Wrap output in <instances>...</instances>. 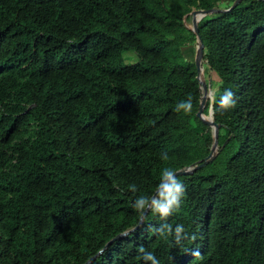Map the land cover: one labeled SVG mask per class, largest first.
Instances as JSON below:
<instances>
[{"label":"trees","instance_id":"trees-1","mask_svg":"<svg viewBox=\"0 0 264 264\" xmlns=\"http://www.w3.org/2000/svg\"><path fill=\"white\" fill-rule=\"evenodd\" d=\"M222 1L0 0V264H83L137 225L131 201L162 168L208 155L213 130L195 116L202 89L183 49L196 42L189 13L234 0ZM197 28L203 114L211 104L219 129L213 160L177 176L185 195L167 223L189 238L154 233L161 220L147 211L89 264H146L140 246L159 264H264V0ZM126 50L138 60L125 63ZM225 87L236 104L220 110ZM185 98L191 110L174 111Z\"/></svg>","mask_w":264,"mask_h":264},{"label":"clouds","instance_id":"clouds-1","mask_svg":"<svg viewBox=\"0 0 264 264\" xmlns=\"http://www.w3.org/2000/svg\"><path fill=\"white\" fill-rule=\"evenodd\" d=\"M213 102L219 106L220 110H227L235 106L236 99L232 89L225 87L218 98L214 97ZM191 98L178 100L174 106V111L187 113L191 110ZM167 152H161L160 158L166 160ZM128 190L135 194L137 186L135 183L127 185ZM185 195V185L177 178L171 168L164 167L160 170L158 182L151 195H135L131 201L132 209L136 210L140 217H143L146 211H150L153 215L158 216L161 223L152 229L154 233L159 234L164 239L172 238V242L181 246L185 239L189 238L183 224H175V226L167 223V218L176 213L182 205ZM194 238V237H191ZM139 258L146 264H159V260L151 251H146L143 246L137 249ZM103 249L100 250L102 254Z\"/></svg>","mask_w":264,"mask_h":264},{"label":"water","instance_id":"water-1","mask_svg":"<svg viewBox=\"0 0 264 264\" xmlns=\"http://www.w3.org/2000/svg\"><path fill=\"white\" fill-rule=\"evenodd\" d=\"M242 0H234L232 2V4L227 7V8H221V9H217V8H212V9H200V10H192L189 14L191 16L190 21H191V30L195 33V37H196V46H195V51H194V64H195V68H196V72H197V78L200 77V73L202 70L201 67V59H202V54H203V42L201 40V37L198 33V28H197V23L198 21L204 17L207 14H211L214 12H227L232 10L234 7H236ZM187 15V14H186ZM184 15V17L186 16ZM200 85H201V89H202V95H201V99H200V103H199V107L198 110L196 112V117L199 118L204 124L212 127L213 130V136H214V140L213 143L210 147V151L208 153V155L200 162H198L197 164H195L192 168L191 167H186L184 169L181 170H177L174 171V173L176 174V176L179 175H183V174H189L191 173L193 170L204 167L205 165H207L209 162H211L215 156L217 147H218V141H217V137H218V129H219V124L215 123L212 117V106L210 104L209 108H208V114L204 115L203 114V108L205 105V101L207 98H209L212 101V95L211 92L210 96H208V85L205 81L200 80ZM147 211L144 213L143 217L139 218V221L137 223V225L129 230L123 231L117 235H115L114 237H112L110 240H108L104 246L101 248L103 250H105L110 244H112L114 241H116L117 239L129 234L130 232H132L134 229H136L141 222L143 221L145 215H146ZM100 249V250H101ZM100 250L97 251L94 255H92L89 259H87L83 264H89L91 263L100 253Z\"/></svg>","mask_w":264,"mask_h":264},{"label":"rangeland","instance_id":"rangeland-1","mask_svg":"<svg viewBox=\"0 0 264 264\" xmlns=\"http://www.w3.org/2000/svg\"><path fill=\"white\" fill-rule=\"evenodd\" d=\"M230 0H223L221 2V6H225L227 4H229ZM186 26L187 27H190L191 28V21L189 23H186ZM195 46H196V42L194 44H189L187 45L183 50L184 54L186 55H183V57L187 58V59H193L194 57V51H195ZM123 57H124V62L125 63H134L138 60V56L133 52V51H130V50H126L123 52ZM204 77H206V75H204L203 73V70H201V73H200V77L199 79L200 80H203L204 81ZM215 77L213 76L212 77V82L214 81ZM216 85L215 82L212 83V86L214 87ZM210 91L208 90V96H210ZM195 126V125H194Z\"/></svg>","mask_w":264,"mask_h":264}]
</instances>
